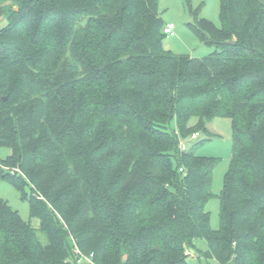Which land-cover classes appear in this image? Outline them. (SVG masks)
<instances>
[{
  "label": "trees",
  "instance_id": "obj_1",
  "mask_svg": "<svg viewBox=\"0 0 264 264\" xmlns=\"http://www.w3.org/2000/svg\"><path fill=\"white\" fill-rule=\"evenodd\" d=\"M3 1L0 180L44 239L0 200V264H188L198 237L218 264H264V0H220L219 26L190 9L202 57L163 48L158 0ZM216 117L218 195L220 159L196 154Z\"/></svg>",
  "mask_w": 264,
  "mask_h": 264
},
{
  "label": "rangeland",
  "instance_id": "obj_2",
  "mask_svg": "<svg viewBox=\"0 0 264 264\" xmlns=\"http://www.w3.org/2000/svg\"><path fill=\"white\" fill-rule=\"evenodd\" d=\"M4 4H11L12 0L3 1ZM219 3L220 0H158V13L162 18L164 25L173 24V35H166L162 39V46L166 50H171L176 54H189L194 57H202L212 52L214 47L203 43L196 32L189 25L192 22L190 9H197L198 16L206 18L215 25L219 26ZM7 24L6 19L0 16V27ZM196 118L191 119L194 123ZM207 130L213 135L202 142L196 148V154L202 156H211L219 158V162L214 167L211 191L218 195L223 186L224 174L229 168L232 152V128L230 119L227 117H216L206 123ZM206 133L201 132L199 139L206 138ZM193 139L187 137L184 143L191 146ZM10 153L7 147H0V157L4 158ZM29 193V188H25ZM0 200L6 201L14 210H17L20 216L29 221L37 229V234L41 240L43 235L38 231L39 220L30 217L29 206L26 200L21 198V192L5 180H0ZM205 209L210 215V227L217 229L219 227V199L212 196L206 203ZM208 249L207 240L204 237H198L195 240V250H188L186 260L188 264H218L214 258L204 255Z\"/></svg>",
  "mask_w": 264,
  "mask_h": 264
},
{
  "label": "built area",
  "instance_id": "obj_3",
  "mask_svg": "<svg viewBox=\"0 0 264 264\" xmlns=\"http://www.w3.org/2000/svg\"><path fill=\"white\" fill-rule=\"evenodd\" d=\"M173 29H174L173 24H170L169 23L168 25L165 26L164 32L166 33V35H173ZM197 136H198V133L195 132V133L192 134L191 138L195 139V138H197ZM179 146H180V149L181 150H184L187 147L186 144L184 143V141H181L180 144H179ZM180 170H182V168H180ZM91 256H92V254L89 255V256H85V255H82L81 254L80 258L78 259V262L85 261V262H87L89 264H95V263H93L91 261Z\"/></svg>",
  "mask_w": 264,
  "mask_h": 264
},
{
  "label": "water",
  "instance_id": "obj_4",
  "mask_svg": "<svg viewBox=\"0 0 264 264\" xmlns=\"http://www.w3.org/2000/svg\"><path fill=\"white\" fill-rule=\"evenodd\" d=\"M229 42H230V43H233V41H229ZM5 98H6V97H4L3 99H5ZM191 252H193L192 249H191Z\"/></svg>",
  "mask_w": 264,
  "mask_h": 264
}]
</instances>
